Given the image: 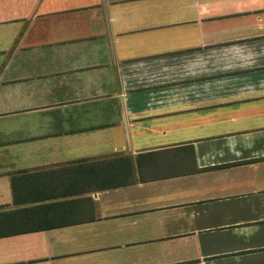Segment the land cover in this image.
<instances>
[{
  "label": "crops",
  "instance_id": "0c3cea01",
  "mask_svg": "<svg viewBox=\"0 0 264 264\" xmlns=\"http://www.w3.org/2000/svg\"><path fill=\"white\" fill-rule=\"evenodd\" d=\"M0 264H264V0H0Z\"/></svg>",
  "mask_w": 264,
  "mask_h": 264
}]
</instances>
